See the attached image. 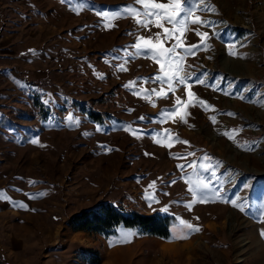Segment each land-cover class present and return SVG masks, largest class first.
<instances>
[{
  "label": "rangeland",
  "instance_id": "obj_1",
  "mask_svg": "<svg viewBox=\"0 0 264 264\" xmlns=\"http://www.w3.org/2000/svg\"><path fill=\"white\" fill-rule=\"evenodd\" d=\"M74 2L86 7L77 13L62 0H0V193L7 197L0 199V264H92L82 255L97 252L99 264H264V221L256 218L264 200V107L249 102L264 100V0H209L216 11L197 15L214 27L191 25L181 37L183 44L196 45L194 29L209 33L210 47L187 56L183 65L188 74L207 72L206 83L215 79L223 91L192 84L194 97L178 86L167 98L150 99L133 93L159 91L157 85H124L156 74L159 65L138 57L121 72L108 54L162 30L139 29L131 17L104 27L97 12H116L133 0ZM231 44L245 58L229 55ZM176 97L212 107H187L186 122H153ZM89 111L101 112V120H92ZM228 112L235 115L223 114ZM152 130L170 131L189 144L162 146L169 141L153 138ZM186 152L195 155L177 158ZM204 155L221 162L224 199L247 198L244 212L220 199L185 206L192 199L186 181L200 176L177 166ZM102 202L171 215L177 223L166 239L123 227L105 237L71 229L73 215ZM177 218L200 231L187 233ZM125 232L132 233L127 242Z\"/></svg>",
  "mask_w": 264,
  "mask_h": 264
},
{
  "label": "snow or ice",
  "instance_id": "obj_2",
  "mask_svg": "<svg viewBox=\"0 0 264 264\" xmlns=\"http://www.w3.org/2000/svg\"><path fill=\"white\" fill-rule=\"evenodd\" d=\"M62 2L73 5L72 10L76 11L77 13L79 10L86 7L84 3L74 2V0H62ZM215 11V7L209 2V0H133V4L125 5L119 8L116 12L109 13L104 11L97 12L96 14L102 17L104 27L108 29L115 26L113 23L115 20L131 17L134 19L135 24L139 29L151 31V27H155L162 30L149 37L137 36L135 43L126 45L120 49H113L112 52L108 54L113 60L118 62L114 67L121 72L127 70L126 64L129 63V61L138 57L151 58L159 65L158 72L156 74L149 77L137 78V81H131L124 85V87L131 90L138 81L157 85L159 91L157 88H152L150 90L139 88L133 93L134 95L142 96L145 99H150L153 95L158 98H167L168 92L174 93L178 86H183L185 87L186 96L191 98L195 96V94L191 92L192 84H200L213 88V90L223 91L215 79L206 83V78L209 75L207 72L201 73L200 75H195L194 73L188 74L185 72L183 65V61L187 56L195 55L196 51L200 50L201 47H203L204 50H207L210 45L207 44L209 33L201 32L199 31V28L194 29L195 34L200 38L199 44L185 45L181 42V37L186 36V33L189 30H193L191 29V25H199L200 27H214V21L204 20L200 15H197V13H214ZM126 34L132 35L133 33L129 32ZM156 41H161V43L158 45ZM164 44H168V46L165 47ZM243 46L244 45L242 44L241 47ZM33 54L35 55L34 52ZM229 55H238L241 59L245 58L244 54H239L235 51V44L229 45ZM190 81L191 83H189ZM165 86L167 87V91H165ZM262 97H264V94H262ZM240 98L244 99L243 96ZM249 102L256 103L258 106L264 107V100H249ZM44 103L48 104L49 101L45 100ZM182 105L185 107V111L180 113V107ZM197 105L205 108L206 110L212 107L211 105H208L207 102L198 98L185 104V102L182 101L180 97H176L174 106L172 108L161 110L159 116L155 118L153 122L163 123L166 122L170 117H177L181 122H186L187 116L190 115V113H188L186 110L187 107ZM153 106H155L154 102ZM223 114L229 116L235 115V113L231 112ZM145 119L147 118L140 117V120ZM210 119L213 123H216L215 116H212ZM68 120L73 122V117L70 115ZM74 124L78 125L79 120H75ZM121 129L125 131H132L134 134H144V130H133L130 125L121 124ZM151 134L153 138L163 136L169 141L167 144H162V146L171 147L173 143H184L186 145L189 144L188 141H181L178 135L172 136L170 131L161 133L156 130H152ZM224 134L229 135L227 132ZM85 135H88V133H85ZM31 142L38 143L36 139H33ZM155 142L157 144L162 143L160 139H155ZM101 147L107 148L106 145H101ZM107 150L111 151L112 149ZM145 155H148V153H145ZM194 155V152H186L183 154V156H178L177 158L186 159L188 156ZM220 164L221 162L204 155L200 157L199 161H193L187 165L177 166L182 172L186 167H191L194 169L193 174H198L200 176V179H198V181L195 183L192 182L191 178H188L186 181L189 184L187 191L192 197L191 201L185 205L187 208L191 209L192 206L197 202H215L217 199L232 204V206L238 208L241 212H244L246 208L250 207L247 198H243L234 194V198L225 200L221 195L223 184L220 182V175H222V173L218 174ZM197 165L199 169L198 173L196 171ZM29 183L34 184L36 182L29 181ZM154 183L155 182L149 185V187H153ZM172 183H175V181H172ZM243 187L247 189L249 185L244 184ZM39 195H45V193H40ZM6 198L7 197H5L3 193H0V199ZM146 198L149 200L152 199L151 197ZM15 206L26 207V205L21 204H15ZM259 208L261 209V214L256 218L264 221V200L261 201ZM162 210L167 211V208ZM177 220L183 229L187 231V233L200 231L199 227L194 226L190 222L179 218H177ZM131 235V232H125L123 234V242H127ZM261 235L264 236V230H261ZM174 238L183 239L186 238V236L177 235Z\"/></svg>",
  "mask_w": 264,
  "mask_h": 264
},
{
  "label": "trees",
  "instance_id": "obj_3",
  "mask_svg": "<svg viewBox=\"0 0 264 264\" xmlns=\"http://www.w3.org/2000/svg\"><path fill=\"white\" fill-rule=\"evenodd\" d=\"M104 101L105 99L101 100V103ZM35 107L40 112L44 111L38 101L35 102ZM88 116L94 121H99L102 113L89 111ZM176 223V218L171 215L160 213L146 215L137 209H130L121 204L116 206L108 202L98 203L95 208L81 211L70 218V227L73 231H82L104 237L112 234L116 228L123 227L135 229L142 235L166 239ZM82 258L92 264L101 262V255L98 252L84 254Z\"/></svg>",
  "mask_w": 264,
  "mask_h": 264
},
{
  "label": "crops",
  "instance_id": "obj_4",
  "mask_svg": "<svg viewBox=\"0 0 264 264\" xmlns=\"http://www.w3.org/2000/svg\"><path fill=\"white\" fill-rule=\"evenodd\" d=\"M230 1H233V0H230ZM57 11H58V7H57V9H56ZM111 204V203H110ZM150 214H154V213H150ZM150 214H147V215H150ZM19 226V225H18Z\"/></svg>",
  "mask_w": 264,
  "mask_h": 264
},
{
  "label": "water",
  "instance_id": "obj_5",
  "mask_svg": "<svg viewBox=\"0 0 264 264\" xmlns=\"http://www.w3.org/2000/svg\"><path fill=\"white\" fill-rule=\"evenodd\" d=\"M251 173H253V172H251Z\"/></svg>",
  "mask_w": 264,
  "mask_h": 264
},
{
  "label": "bare ground",
  "instance_id": "obj_6",
  "mask_svg": "<svg viewBox=\"0 0 264 264\" xmlns=\"http://www.w3.org/2000/svg\"><path fill=\"white\" fill-rule=\"evenodd\" d=\"M240 252V251H239Z\"/></svg>",
  "mask_w": 264,
  "mask_h": 264
}]
</instances>
